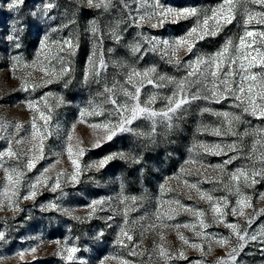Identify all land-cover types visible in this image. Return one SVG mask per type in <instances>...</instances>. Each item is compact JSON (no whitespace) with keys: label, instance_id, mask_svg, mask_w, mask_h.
<instances>
[{"label":"rangeland","instance_id":"obj_1","mask_svg":"<svg viewBox=\"0 0 264 264\" xmlns=\"http://www.w3.org/2000/svg\"><path fill=\"white\" fill-rule=\"evenodd\" d=\"M11 2L0 0V153L11 148L18 159L5 155L0 160L3 164L0 167V232L4 233V239L0 240V264H196L197 261L216 264L218 259H227L232 248H238L232 264H264V235H261L264 233V198H261L264 177H258V183L243 189L251 197L252 205L244 208V215L231 214L238 197L225 188L229 184L228 174L236 169L249 172L264 169V117L244 112V106H238L239 102L228 95L219 103L199 99L185 104L170 124L160 117L140 118L129 126L131 131L118 133L110 141L102 139L103 129L91 127L107 120L117 122L118 117L112 114L114 106L108 102L112 94L105 93V89L115 88L117 92L112 98L120 103L125 98L119 90H132L127 77L133 70L156 69L152 76L154 83H145L140 94L142 105L150 96H156V102L151 105L156 111L165 109L167 98L177 91L176 83L170 81H183L189 98L196 92L201 97L208 95L211 77L205 79L200 73L189 76L188 63L197 57L214 55L227 41L232 42L234 49L245 31L264 32V24L255 20L249 25L244 23L245 11L260 13L264 7L251 3L238 6L234 9L235 19L221 27L216 35L197 41L191 53L181 48L172 57L170 51L165 54L162 45L152 50L150 41L156 38L171 42L184 36L198 18H179L173 22L174 18L169 15L160 25L152 15L157 0H24L19 7L9 8ZM222 2L158 0L159 5L174 10L195 7L200 19L204 14L210 16V9ZM49 4L51 8L47 7ZM10 36L12 39H8ZM252 39L256 41L253 48L264 51L260 45L264 38L258 35L246 38L247 42ZM66 40L78 45L74 55L59 51ZM42 43L46 45L44 51ZM137 44L140 51H133ZM233 49L230 52L235 54ZM46 56L57 71L62 57L64 67L70 71L62 79L41 86L44 80L51 79L50 74L45 76L42 71L41 62L45 68L48 66ZM17 57L19 63L14 59ZM38 57L40 62L33 64ZM101 60L103 67H100ZM90 61H94L98 74H90ZM201 69L204 70L203 65ZM231 69L236 72L238 65H232ZM228 70L229 66L223 65L221 79ZM250 73L259 80L264 69L257 66ZM238 81L239 74L233 77L231 87L235 88ZM25 83L30 85L28 91L21 90ZM216 83L223 90V84L219 80ZM49 93L51 135L44 140L43 159L27 170L33 117L37 128L44 129L39 111L29 109L26 102L39 101ZM57 98L61 100L59 104ZM97 105L104 110L103 116L80 120L82 110L91 111ZM43 108V104H37V109ZM205 108L210 111H202ZM224 112L239 117L233 127L235 134H224L227 124L224 117L216 115ZM214 128H220L222 134L214 135ZM68 134L73 136L74 151L77 143L85 149L78 158L81 172L77 182L69 180L73 166L66 151ZM98 138H101L100 146L93 147ZM200 144H234L236 148L230 151L225 147L224 153L213 155L205 153ZM109 155L114 158L103 167H88ZM230 158L231 162L225 165ZM216 165H222V169L215 168ZM13 168L23 175L17 195L9 200L4 194L7 186L10 189L7 195H11L5 169ZM44 169H48L46 186L37 187L35 198L24 199ZM60 173H64L60 176V187L53 191L55 177ZM185 181L189 185L197 184L214 198L227 197L229 204L224 209L227 215L222 222H213L209 203L199 198ZM93 201L102 203L93 205ZM184 207L205 213V222L210 227L200 229L197 225L195 231H200V236L191 228L174 227L196 223L197 218L184 212ZM169 209L179 214L167 219L162 214L171 215ZM228 223L238 224L241 234L248 233L242 248L232 230L226 227ZM122 229L131 240L121 236ZM250 235H256L257 239H249ZM221 237L231 239L222 247L216 243ZM118 239L123 242L118 243ZM193 243L202 245L203 251L192 248ZM161 246L171 259L160 255ZM72 247L78 250L68 260L67 252H61ZM179 251L187 259L180 258Z\"/></svg>","mask_w":264,"mask_h":264},{"label":"snow or ice","instance_id":"obj_2","mask_svg":"<svg viewBox=\"0 0 264 264\" xmlns=\"http://www.w3.org/2000/svg\"><path fill=\"white\" fill-rule=\"evenodd\" d=\"M91 2V0H89ZM24 3V0H12V2L8 5L9 8H17ZM246 3H251L253 5H260L264 7V0H223L222 4L215 8L210 9L211 15L204 14L203 18L200 19V13H198L197 8L189 7L183 8L180 10H174L171 8H164L163 6L159 5L158 0L154 7V11L152 13L155 16L160 25H163L167 21L169 15H171L175 22L179 18L188 19L191 17H197V21L193 27H191L188 32L171 42L168 40L159 41L156 38H152L150 41L152 45V50H156L157 47L163 46L165 49V54L168 51L171 52V56L175 57L177 50L184 48L189 53L192 52V49L195 47V43L199 40H203L206 36L216 35L217 32L221 27L224 25L230 24L233 19H235L234 9L238 6H243ZM48 8H51L52 5H47ZM256 16H259L260 19L256 20ZM141 20L144 17L140 18ZM212 21L210 26L209 21ZM255 20L258 24H264V12L255 13L245 11L244 13V23L246 25L252 24ZM153 27H157V24H153ZM92 31L95 33L97 31L95 25L93 24ZM254 35H258L261 38H264V32L254 33L252 31H245L243 36L239 37V42L237 45L234 46L231 41L225 42L222 49L216 52L214 55L204 58V57H197L195 61H191L188 63V67L190 71L188 73L189 76H195L197 73L204 75L205 79L211 77L212 87L207 89L208 95L203 97L200 96L199 92L193 93L191 97L186 93L185 84L183 81H170L176 83L177 91L172 94V96L167 98V104L165 109L160 111L154 110L151 105L156 102V96H150L142 105L140 102V94L142 87L145 83L151 85L154 83L152 76L156 72L154 67L145 69L143 72L133 70L129 73L127 77V84L132 86V90L129 91L126 88H121L120 94L125 98L120 103H117L116 98H112L115 96L117 90L115 88H106L105 93H111L112 97L109 98V103L113 105V113L118 117L116 123H112L110 120L104 121L102 123L92 124L91 127L94 129H103L104 136L102 139L104 141H110L116 136L118 133L122 132H129L132 129L129 127L132 123L140 118H148V119H155L160 117L162 120L170 122L172 121L173 116L176 114L177 110H179L183 105L189 104L192 101L199 100V99H212L215 102L219 103L220 100L226 99L228 95L232 96L236 101L239 102L238 106L243 105L244 112H250L252 115H259L264 117V74L259 77V80L255 74H251L250 70L254 67L260 66L264 69V51H260V48H253V45L256 44L255 39H252L251 42H247L246 38H252ZM118 38V37H117ZM8 39H12V37H8ZM260 45L264 46V39H261ZM19 46V45H17ZM78 45L74 44L71 40H66L63 45L59 47V51L67 52V55L71 56L74 55L75 50ZM46 49V45L44 43L41 44V50L44 51ZM230 49L234 50L235 54L230 52ZM133 51H140V46L134 45ZM255 52V55H253ZM16 59L17 63L20 62V58ZM45 61H47L48 66L45 68L42 64V71H44L45 76L51 75V79L44 80L41 86H47V84L53 83L57 80L62 79L70 69L68 67H64V59L61 57L60 62V69L57 71L56 67L51 64V60L46 56ZM40 62L39 57L37 61H34L33 64ZM178 62V61H177ZM227 64L229 66V70L227 72H223V79H221V73L223 71V65ZM91 65V72L90 74H98L96 72V66L94 61H90ZM201 65L204 66V70L202 71ZM232 65H238V69L234 72L231 69ZM27 66V65H25ZM103 61L100 62V67H103ZM239 74V81L236 84V87H231V82L235 75ZM161 80H164L165 77H160ZM220 81L223 84V90L217 85L216 81ZM247 82V83H245ZM30 85L27 83L21 86V90L28 91ZM35 87V86H31ZM51 94H45V97H42L39 101L29 100L26 102V106L29 109H36L39 111V118L43 121V131L37 128L36 126V119L33 117L31 122V146L28 149V152L31 154L30 158L27 160L25 168L27 170H31L35 167L36 162L40 159H43V151H44V140L51 135V131L48 128L49 121L51 119L50 115V106L47 104V98ZM257 98H259V103H257ZM61 102L60 98H57V103ZM37 104H43V110L37 109ZM202 111H210V109H202ZM46 112L49 113L46 115ZM104 110L99 106L92 107V110L89 111L88 109H84L80 112V120L84 121L85 117L88 116H103ZM218 116L224 117V120L227 124V130L224 134L232 133L234 123L239 120L238 116L232 115L230 113H216ZM17 128L20 125L16 126ZM75 125L72 126V130L74 131ZM207 131L208 129L205 128ZM212 133L214 135H221L222 130L220 128L212 129ZM73 136L71 134L67 135V144H66V151L69 156L70 162L73 166V171L69 174V180L72 182H77L78 176L81 172V166L79 163V157L83 156L85 149L80 146L79 143L74 146L71 143ZM19 142V141H18ZM101 143V138H98L93 145V147H99ZM199 147L205 152L210 153L213 155H221L224 153V148L226 147L228 150L233 151L236 148V145H226L222 146L220 144H200ZM38 153V154H37ZM9 158H17L18 154L13 152L11 148L7 150L6 153H0V160L3 159L4 156ZM123 157V154H119ZM113 155L106 156L102 160H100L95 165H89L88 167H103L109 160L113 159ZM231 162V158L224 162V164H228ZM195 163V161H192ZM0 167H3V164L0 163ZM215 168L222 169V165H216ZM47 171L48 169H44L41 173V176L37 178L36 183L30 186V191L28 195H25L24 199H33L37 195V187L38 186H46L47 182ZM7 174V180L11 185V195H7L10 191L9 187L4 188V194L6 199L11 200L12 197H15L18 193V187L21 183V176L23 173L17 169H5ZM64 175V173H60L55 177V183L53 185L52 190L55 191L57 188L60 187V176ZM229 175V184L225 185V188L232 192L238 199L235 201V207L231 208V214L233 216L236 215H244V208H250L251 205V197L247 196L243 189L249 188L258 183V177H264V169L259 171L252 170L251 172L246 171L244 169H236L235 171L228 174ZM15 177V179H14ZM186 186L194 189L197 193V196L201 199L206 200L210 205V210L213 213L212 219L213 222H222L223 218L227 215L224 211L227 208L229 201L227 197L221 198H214V196L209 193L201 190L197 184H188L187 181L184 182ZM261 198H264L262 195ZM189 199H192L189 196ZM93 205L102 203V201H93ZM176 204L179 205V201H176ZM55 207V205H51ZM184 212L191 213L192 216L196 217V223H186L184 225H175L174 227L179 229L180 227L184 228H191L194 231L197 229V225H199L200 229H206L210 227L209 224L205 222V213L202 210L184 207ZM169 212L172 213L168 215L167 213L162 214L166 215L167 219H173L176 214H179L175 209H169ZM159 218V217H158ZM250 223V220L248 221ZM226 227L232 230V234L236 237L239 243V247H243V243L245 242V236L248 235L247 232L241 234L240 228L238 224L235 223H228ZM179 234V233H178ZM197 236L201 235L200 231H195ZM261 235H264L262 233ZM121 236H127L128 240H131L132 237L127 235V232L124 229L121 230ZM179 238L185 243L188 244V240L182 235L179 234ZM251 240H256V235H250L248 237ZM4 239V233L0 232V240ZM231 237H221L220 239L216 240V243L220 246H225L229 243ZM118 243H122V240L117 241ZM194 249H198L203 251V247L200 244L193 243L190 245ZM78 249L75 247L67 248L61 252L63 254L64 251L67 252L66 259L72 260L73 254ZM34 253L36 251L35 248L31 249ZM209 251H211V246L209 245ZM238 251V248H232L231 251L228 253L227 259H218L216 264H232L235 259L234 254ZM135 254V253H133ZM23 257V253L20 254ZM160 255L165 259H171L172 257L167 253V250L164 249L162 246L160 248ZM178 255L180 258L187 259L184 256L183 251H179ZM196 264H200L199 261Z\"/></svg>","mask_w":264,"mask_h":264}]
</instances>
